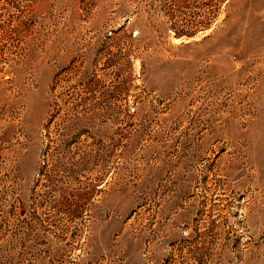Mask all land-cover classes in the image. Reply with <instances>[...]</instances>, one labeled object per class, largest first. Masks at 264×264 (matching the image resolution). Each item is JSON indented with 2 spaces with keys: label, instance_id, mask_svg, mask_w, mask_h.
I'll return each instance as SVG.
<instances>
[{
  "label": "rangeland",
  "instance_id": "obj_1",
  "mask_svg": "<svg viewBox=\"0 0 264 264\" xmlns=\"http://www.w3.org/2000/svg\"><path fill=\"white\" fill-rule=\"evenodd\" d=\"M0 264H264V0H0Z\"/></svg>",
  "mask_w": 264,
  "mask_h": 264
}]
</instances>
